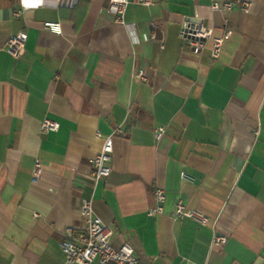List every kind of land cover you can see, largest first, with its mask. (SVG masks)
Here are the masks:
<instances>
[{"label": "crops", "instance_id": "1", "mask_svg": "<svg viewBox=\"0 0 264 264\" xmlns=\"http://www.w3.org/2000/svg\"><path fill=\"white\" fill-rule=\"evenodd\" d=\"M214 1L129 2L121 24L107 0H0V264H75L59 243L83 228V199L141 264H264V0L247 11L244 0ZM189 17L214 35L231 30L218 59L186 50ZM18 31L26 40L11 56L5 42ZM43 118L58 129L41 131ZM107 135L111 171L93 182ZM155 187L163 211L150 215ZM177 201L206 225L172 220ZM213 230L223 245H210Z\"/></svg>", "mask_w": 264, "mask_h": 264}, {"label": "built area", "instance_id": "2", "mask_svg": "<svg viewBox=\"0 0 264 264\" xmlns=\"http://www.w3.org/2000/svg\"><path fill=\"white\" fill-rule=\"evenodd\" d=\"M156 0H107L104 7L106 13L112 15L113 19L123 24L124 12L129 2H136L142 5H151ZM234 5V0H223L221 3L216 1L211 3L212 10H230ZM250 2L244 0L240 2L242 11H247ZM24 7V4H22ZM20 14L19 10L14 12L15 16ZM44 27L51 32L60 33V24L57 21L44 22ZM183 45L191 54L200 56L204 50L212 59H218L221 46L225 39L231 35V30L225 29L221 35H214L213 28L204 24L201 20L193 22L185 20L179 30ZM26 40V33L18 31L11 34L5 42V50L11 55L16 56ZM136 77L145 80L141 69L136 71ZM59 127V123L49 118H43L40 121V129L43 132L54 131ZM114 133H120L121 128L116 127ZM164 132L163 127L155 130L157 139ZM96 136L101 135L97 132ZM112 151L111 135L103 137L101 147L90 160L89 175L93 182L106 178L110 171V153ZM42 169L41 162L36 159L32 166L31 179H38ZM180 178L185 181H193L194 177L185 171L180 172ZM154 202L147 208V213L155 215L162 213L165 192L163 188L155 187L153 189ZM79 214L84 218V226L79 231L67 230L66 236L59 243L61 251L65 255L66 263L75 264H141L134 253V249L128 240H123L120 244L112 243L113 228L97 215L93 210L91 199H83L79 206ZM172 220H181L190 218L200 225H206L208 216L196 208H188L180 201L173 205L169 213ZM225 235L217 233L215 230L211 233L210 245L220 246L226 242Z\"/></svg>", "mask_w": 264, "mask_h": 264}, {"label": "water", "instance_id": "3", "mask_svg": "<svg viewBox=\"0 0 264 264\" xmlns=\"http://www.w3.org/2000/svg\"><path fill=\"white\" fill-rule=\"evenodd\" d=\"M187 20H190V21H193V22H199L200 21V19L196 18V17H189V18H187Z\"/></svg>", "mask_w": 264, "mask_h": 264}]
</instances>
